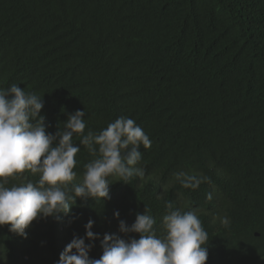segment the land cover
Instances as JSON below:
<instances>
[{
	"label": "trees",
	"instance_id": "1",
	"mask_svg": "<svg viewBox=\"0 0 264 264\" xmlns=\"http://www.w3.org/2000/svg\"><path fill=\"white\" fill-rule=\"evenodd\" d=\"M13 83L42 96L46 133L84 110L85 134L125 116L151 147L143 177H108L110 198L77 197L26 237L0 226V264H56L89 219L101 238L138 239L118 223L144 208L162 237L167 201L199 217L205 264H264V0H0V88ZM92 159L80 145L74 183ZM85 243L99 259V240Z\"/></svg>",
	"mask_w": 264,
	"mask_h": 264
},
{
	"label": "clouds",
	"instance_id": "2",
	"mask_svg": "<svg viewBox=\"0 0 264 264\" xmlns=\"http://www.w3.org/2000/svg\"><path fill=\"white\" fill-rule=\"evenodd\" d=\"M42 96L25 92L16 83L0 88V226L26 237L25 229L33 220L71 213L76 198L108 199L109 176L129 183L133 177H143L137 167L142 158L140 146L151 147V140L134 119L120 116L99 132L85 134V111L67 113L63 127L46 133ZM79 135V144L74 143ZM80 145L95 157L84 165L81 183H74L75 156ZM30 171L39 173L36 183L27 181L7 185L8 177ZM167 214L162 217L164 235L157 236L156 220L144 208L128 226L119 220L118 231L138 233L139 238L123 239L112 233H94V221L84 225V237L73 236L59 254L56 264H205L208 258V233L194 211L174 209L165 203ZM119 217V211L113 213ZM75 217H73L74 219ZM228 224L227 218L223 220ZM89 241L99 240L102 254L89 257Z\"/></svg>",
	"mask_w": 264,
	"mask_h": 264
},
{
	"label": "water",
	"instance_id": "3",
	"mask_svg": "<svg viewBox=\"0 0 264 264\" xmlns=\"http://www.w3.org/2000/svg\"><path fill=\"white\" fill-rule=\"evenodd\" d=\"M255 234H256V235H259V233H258V232H256Z\"/></svg>",
	"mask_w": 264,
	"mask_h": 264
},
{
	"label": "bare ground",
	"instance_id": "4",
	"mask_svg": "<svg viewBox=\"0 0 264 264\" xmlns=\"http://www.w3.org/2000/svg\"><path fill=\"white\" fill-rule=\"evenodd\" d=\"M183 170H184V168H183Z\"/></svg>",
	"mask_w": 264,
	"mask_h": 264
}]
</instances>
